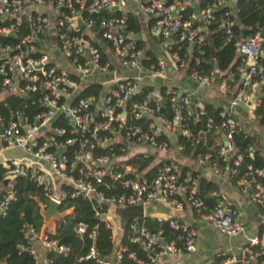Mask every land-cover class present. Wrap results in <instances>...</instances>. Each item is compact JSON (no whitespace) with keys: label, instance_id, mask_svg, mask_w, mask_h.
<instances>
[{"label":"built area","instance_id":"2783aa9c","mask_svg":"<svg viewBox=\"0 0 264 264\" xmlns=\"http://www.w3.org/2000/svg\"><path fill=\"white\" fill-rule=\"evenodd\" d=\"M234 1L211 0L209 5L196 12L188 4L191 12L188 18L183 19L180 0H0V21L15 18V23L0 27V36L16 38L13 44H0V95L29 97V104L35 107L29 114L15 109L8 118H0V149L19 148L29 156V170L20 160L10 159L2 172L10 177L29 176L42 191L45 199L42 206L46 207L48 201L55 203L57 215L72 209L68 207L59 211L61 202L67 197L79 196L92 202L96 221L90 226L78 222L73 227L76 238L92 242L84 254L77 256L78 261L120 264L122 255L127 253V257L134 259L137 264H168L163 260L165 254L193 253L195 232L185 224L167 220L172 229L180 231V242L176 244L174 240H162L159 231H149L139 220L121 222L117 215L118 208L134 205H140L143 214L144 208L155 201L173 208L191 209L200 221L228 238L245 235V228L235 217L229 197L212 192L215 204L206 209L203 201L195 195L198 171L207 169L215 174L221 172L216 162L210 161L207 153L193 157L196 167L187 171L178 170L169 160L162 161L155 167L151 177H147L136 164L130 162L132 157L147 159L152 153L169 154V134L180 133L190 138V130L179 125L182 107L187 109L190 104L187 95L163 87V94L157 89H149L140 101L131 102L130 98L141 89L138 78L114 81L107 89L89 81L93 75L108 73L113 66L110 59L87 38L93 24L90 14L110 11L113 7L120 11L121 17L100 19L98 31L93 33L108 44L110 55L119 67L146 68L152 75L162 76L167 61H152L146 52L135 45L132 33L124 28L126 13L151 19L149 32L159 34L164 39L170 38L166 45L167 51L176 41H186L187 47L191 49L203 41L202 32L206 31L212 13L233 6ZM48 2L53 5L54 17L44 12L43 6ZM27 5L29 10L26 9ZM234 13V7L228 8L216 19L225 43L231 42L240 58L238 63L224 72L219 86L220 93L230 96L226 106L219 112L223 120L216 127V132L226 141V145L223 141H216L217 155L222 161H230L231 165L226 167L229 176L237 174V166L242 159L241 155L235 153L232 144V134L242 129L234 111L242 106L250 109V92L257 91L258 103L260 97H264V28L252 35L234 39L231 29L235 25ZM21 15L28 24L27 34L17 29ZM78 16L81 26L75 31ZM118 29L125 34L121 35ZM50 34L56 38V55L46 45ZM169 54L170 61L176 67L184 68L187 65L185 55ZM59 61H64V64ZM144 61L147 62L146 67L143 66ZM192 70L190 77L202 86L209 85L212 76L217 73L215 69L207 74ZM91 83L101 88L100 94H89L74 101L76 94ZM164 101L171 110L169 120L157 115ZM255 107H252V111ZM187 113L190 111L187 110ZM201 114L202 109L198 112V115ZM142 116L149 119L147 127H140L138 123L128 124L127 118L136 122ZM58 117L63 125L54 124ZM210 128L212 121L207 119L206 129ZM199 132L204 135L206 131ZM175 150L182 151V146L177 142ZM43 163H46L47 169ZM235 185L237 192L260 208L264 217L263 168L247 165ZM62 186L70 188V191L64 190ZM11 197V192L0 196L1 216ZM110 209L115 211L119 219H112ZM101 221L112 241L108 255H100L95 247ZM57 228L58 225L54 231L42 227L35 230L31 225H22L26 244L29 243V252L34 260L39 255L33 248L34 241L44 256L42 264L50 263L47 252L63 257L69 255L71 250L67 245L60 244L48 235L54 234ZM128 244L145 249L147 260L137 259L134 252H128ZM246 244L263 247L264 234L249 237ZM250 253L249 247L245 246L241 256ZM224 262L234 264L235 259L226 258Z\"/></svg>","mask_w":264,"mask_h":264},{"label":"trees","instance_id":"16d2710c","mask_svg":"<svg viewBox=\"0 0 264 264\" xmlns=\"http://www.w3.org/2000/svg\"><path fill=\"white\" fill-rule=\"evenodd\" d=\"M211 0H199V7L203 8L209 5ZM234 7V20L235 25L231 28L234 39L246 35H252L257 30L264 28V0H235L233 6L229 5L224 9H218L211 15L210 23L206 28V32H202L203 41L192 46L191 49L187 47L186 41H176L170 46L171 53H176L179 56L185 55L187 65L184 67L186 73L189 75L196 69L203 74H207L209 71L216 70L223 77L235 57V63L240 61V58L236 55V51L231 42L225 43L224 34L221 29L217 27V16L223 10ZM181 14L183 19L188 18L190 15V8L185 3L182 5ZM124 28L127 32L137 33L140 31V22L136 15L126 13ZM122 13L118 10L99 11L89 15L93 24L91 31H98V21L100 19H107L109 17H121ZM19 24L17 26L18 31L23 34L29 32L28 24L25 21L23 15L20 17ZM192 22V20H191ZM15 23V18H5L0 21V27L8 26ZM194 23V21L192 22ZM149 26L152 25V20L148 22ZM79 32H77L78 34ZM14 37H8L6 35L0 36V44H13L15 42ZM140 47L138 43L135 44ZM141 48V47H140ZM199 50L200 52H197ZM152 58L149 52H146ZM196 59L198 60L196 62ZM146 61L143 62V66L146 67ZM216 73V74H217ZM237 82V81H236ZM235 82V83H236ZM264 88V87H263ZM149 88H141L138 92L130 98V101H140ZM163 89H160V93L163 94ZM101 88L97 84H86L81 91L76 94L74 101L78 98L85 97L89 94L99 95ZM25 105V107H23ZM15 109H21L24 113L29 114L35 110L33 105L29 104V97L24 98L22 96L9 95L3 96L0 100V118H8L10 113ZM202 109L203 114L198 115L199 110ZM187 110L190 113H187ZM222 109L214 108L211 104L203 103L202 108L198 106L191 107L187 105V109L182 107L181 119L179 121L180 127H187L190 130V138H185L180 133L176 135V142L182 146V153L185 156L195 157L198 154L207 153L210 157V161L216 162L220 169L224 170L230 161H222L221 157L217 155L218 145L216 141L221 143V135L216 132V127L223 120L219 116V112ZM165 117L167 120L171 118V110L168 103L164 101L160 109L157 111V115ZM253 114L257 119L258 124H264V97H260V102L253 110ZM207 119H211L212 128L206 129ZM130 123H138L140 127H147L149 119L142 116L136 122L128 120ZM55 125H63L59 117L56 118ZM199 131H206L204 135ZM166 143V139H162ZM232 144L235 149V153L241 155V161L237 166V174L230 176V180L235 184V181L240 178V175L245 170L247 165L254 168H262L264 166V158L257 147V140L255 136L246 133L243 128L232 134ZM250 147V150L248 148ZM149 158H134L130 159V162L136 164L140 169L147 166ZM153 170V168L151 169ZM189 169H185L187 171ZM1 171V170H0ZM147 176V175H146ZM192 176H196L192 174ZM149 177V176H147ZM151 177V176H150ZM149 179V178H148ZM11 192L12 197L9 199L6 211L4 215H0V264H35V260L29 252V243L26 244V237L23 235L22 225H31L35 230H39L43 224V217L39 213L40 203L44 204V197L41 189L35 185L34 181L29 176H14L11 179ZM66 191H70V188L62 186ZM214 183L207 181L205 178L198 176L196 180L197 195L202 201L206 209L211 208L215 204V197L209 196V193L216 190ZM95 205V204H94ZM72 207L70 214L62 216V221L58 224V228L54 234H49V237L55 238L60 244L67 245L70 248V253L67 257H63L54 252H47L46 256L50 259L49 264H96L93 260H77L78 255L84 254L86 248L92 244L91 241H80L75 237L74 224L78 222L86 223L88 226L93 224L96 220L93 217L92 202L82 197H67L61 202L59 211L65 208ZM146 229L151 232L159 231L160 237L164 241L174 240L176 244L180 242L178 229H172L168 225V221H150L146 223ZM259 235L264 233V225H260L258 228ZM112 241L110 239V233L103 227L101 221L98 228L97 237L95 239V247L100 255H108L111 250ZM21 246V247H19ZM251 250L250 254L241 256L240 264H264V246L259 248L258 246L245 245ZM128 252L132 251L137 259L147 260L146 250L140 248L137 245L128 244ZM157 250V249H156ZM256 254V255H255ZM227 257L224 254L217 253L213 255L209 264H223V261ZM120 264H137L134 259L128 258L127 253L122 255ZM235 264V263H234Z\"/></svg>","mask_w":264,"mask_h":264},{"label":"crops","instance_id":"0c3cea01","mask_svg":"<svg viewBox=\"0 0 264 264\" xmlns=\"http://www.w3.org/2000/svg\"><path fill=\"white\" fill-rule=\"evenodd\" d=\"M180 2L182 5H185V3L187 5L189 4L195 12L200 8L199 0H188L187 2H185V0H180ZM52 6L51 2L45 3L43 6L44 12L50 17H54V13H52ZM130 6L132 7V5H127L129 8ZM26 9L29 10V5L26 6ZM136 16L139 19L141 29L137 33H132L131 38L135 43H138L143 52H149L154 60L165 59L167 61L166 70L163 75L154 76L146 68L126 69L119 67L116 60L110 55L108 44L104 40L100 39L97 34H94L93 31H89L87 33V38L93 45L97 46L108 59H110L113 65L108 73L103 75H93L89 78V81L99 83L103 89H107L114 81H119L123 78H138L137 83L140 88L147 87L149 89H157L159 91L163 87L173 88L176 91L187 95L190 105L192 104L193 107H202L203 103H208L214 108L223 109L230 96L220 93L219 86L220 79L222 77L221 74L218 75L217 73L215 76H212L209 85L202 86L198 84L188 73H186L185 68H178L170 61V54L166 48L170 38L164 39L159 34H151L148 30V22L150 19H147L142 15ZM205 32L206 31H204V33ZM56 44V38L50 34L46 45L54 55L57 53ZM52 53H50V55H52ZM236 58L237 57L234 58L231 66L234 65ZM59 62L64 64V61ZM2 97L3 96L0 95V100ZM249 97L250 109L244 107L236 108L234 113L239 119L243 130L246 133L255 136L257 140V147L260 149L262 157L264 158V124H258L252 111V107H255L258 104L257 91L255 90L250 92ZM167 140L171 147L169 154L152 153L147 166L141 169L145 175L150 177L153 175L154 169L157 165L161 164L162 161L167 162L168 160L172 162L180 171H185V169H195L196 166L193 157L185 156L181 151L175 150L176 135H167ZM139 149L143 150L142 148ZM10 159L20 160L29 170V156L26 155L22 149H0V196L11 192V179H13V177L5 176L4 172H2V169L4 170L6 163ZM43 167L46 169L48 168L46 163H43ZM152 168L153 170H151ZM262 168L264 170V166ZM198 174L200 177H203L207 181L215 184L217 189L211 191L209 196H212V192H217V195L221 194L231 199L233 203L234 215L244 226L246 232L244 236L228 238L209 227L205 222L200 221L191 209L187 207L173 208L167 204L161 203L160 201H155L146 206L143 211V217L137 219L144 227H146L144 223L148 220L159 222L158 219H160V221L173 219L185 224L189 229H192L195 232V251L190 254H165L163 256V260L168 264H209L213 255L217 253L224 254L227 258H235L236 256H239L240 259L243 248L247 243V239L252 236H258L259 226L264 225L262 210L256 205L250 203L246 197L237 192L236 185L231 182L226 168H224V170L221 169L219 174L211 173L207 169L198 171ZM45 208L46 207H43L42 203H40L39 213L41 215ZM71 212L72 209L69 208L63 214H56L55 217H50L47 221H44L43 219L42 228H45L47 231H54V228L62 221V216L66 213L70 214ZM109 214L112 219L118 218V214L116 215L115 211L112 209L109 210ZM33 248L39 253L35 259V264H42L44 256L40 253L38 243L35 241L33 242ZM224 261L223 264H225Z\"/></svg>","mask_w":264,"mask_h":264},{"label":"water","instance_id":"95a60500","mask_svg":"<svg viewBox=\"0 0 264 264\" xmlns=\"http://www.w3.org/2000/svg\"><path fill=\"white\" fill-rule=\"evenodd\" d=\"M110 10H116V8L113 7ZM76 24H77V26L75 27V31L78 30L79 27L81 26L79 16L76 18ZM118 32L121 35L125 34L123 31H121L119 29H118ZM36 42L38 43V41H36ZM191 107H193L192 104H191ZM242 107H245V106H242ZM221 138H222L223 144L226 145V141H225L224 137H221ZM56 209H57V205L51 201H48L46 208L42 213L44 221H47L50 217H55ZM117 213L121 219V222L128 221L131 219L137 220V219H140L143 217L142 207L140 205L118 208ZM234 259H235V264H240L239 256H236Z\"/></svg>","mask_w":264,"mask_h":264}]
</instances>
